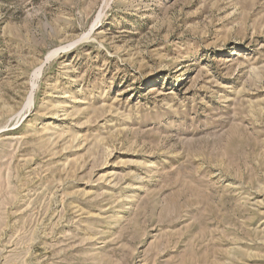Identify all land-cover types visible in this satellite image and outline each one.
<instances>
[{
	"label": "rangeland",
	"instance_id": "rangeland-1",
	"mask_svg": "<svg viewBox=\"0 0 264 264\" xmlns=\"http://www.w3.org/2000/svg\"><path fill=\"white\" fill-rule=\"evenodd\" d=\"M0 264H264V0H0Z\"/></svg>",
	"mask_w": 264,
	"mask_h": 264
},
{
	"label": "bare ground",
	"instance_id": "bare-ground-1",
	"mask_svg": "<svg viewBox=\"0 0 264 264\" xmlns=\"http://www.w3.org/2000/svg\"><path fill=\"white\" fill-rule=\"evenodd\" d=\"M66 47H67V46H66ZM53 53H54V52H52V56H53ZM54 54H55V53H54ZM47 57H49V55H48ZM34 73H35V72H34Z\"/></svg>",
	"mask_w": 264,
	"mask_h": 264
}]
</instances>
